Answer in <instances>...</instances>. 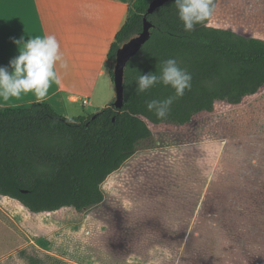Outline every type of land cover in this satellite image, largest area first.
Segmentation results:
<instances>
[{
	"label": "rangeland",
	"instance_id": "374dc122",
	"mask_svg": "<svg viewBox=\"0 0 264 264\" xmlns=\"http://www.w3.org/2000/svg\"><path fill=\"white\" fill-rule=\"evenodd\" d=\"M209 25L264 37V0H216ZM242 102L150 123L86 210L0 195V264H264V87Z\"/></svg>",
	"mask_w": 264,
	"mask_h": 264
},
{
	"label": "trees",
	"instance_id": "16d2710c",
	"mask_svg": "<svg viewBox=\"0 0 264 264\" xmlns=\"http://www.w3.org/2000/svg\"><path fill=\"white\" fill-rule=\"evenodd\" d=\"M154 0H135L109 52L111 77L119 50L144 32L148 38L124 70V105L114 101L74 120L48 102L30 108L0 106V195L18 200L31 212L77 211L105 201L103 183L153 136L149 124H189L217 101L240 104L264 87V40L209 25L211 16L185 32L175 0L148 13ZM216 0H213L215 5ZM174 58L191 74V88L174 98L166 118L147 108L150 100L175 97L162 83L137 93V78L159 75L163 61Z\"/></svg>",
	"mask_w": 264,
	"mask_h": 264
},
{
	"label": "crops",
	"instance_id": "0c3cea01",
	"mask_svg": "<svg viewBox=\"0 0 264 264\" xmlns=\"http://www.w3.org/2000/svg\"><path fill=\"white\" fill-rule=\"evenodd\" d=\"M134 1L0 0V66H8L18 55L15 40L45 34L57 38L67 62L66 69L57 64L59 83H53L42 100L37 101L29 93L8 100L0 98V106L28 109L46 101L71 120L88 117L109 106L116 98L109 52ZM243 35L264 40L257 35ZM229 105L242 107L243 102ZM11 217L18 224L19 220Z\"/></svg>",
	"mask_w": 264,
	"mask_h": 264
},
{
	"label": "clouds",
	"instance_id": "9594fccd",
	"mask_svg": "<svg viewBox=\"0 0 264 264\" xmlns=\"http://www.w3.org/2000/svg\"><path fill=\"white\" fill-rule=\"evenodd\" d=\"M175 5L185 32L193 31L214 11L213 0H175ZM14 43L18 46V55L8 66H0V98L8 100L31 93L40 101L53 83H59L57 64L67 68L60 44L54 35L47 34L27 40L21 38ZM162 63L159 75L149 72L140 75L136 81L137 93L146 92L159 83L175 90V97L147 102V108L154 110L160 119L166 118L174 98L182 97L185 90H190L192 80L191 74L182 69L176 59L169 58Z\"/></svg>",
	"mask_w": 264,
	"mask_h": 264
},
{
	"label": "water",
	"instance_id": "95a60500",
	"mask_svg": "<svg viewBox=\"0 0 264 264\" xmlns=\"http://www.w3.org/2000/svg\"><path fill=\"white\" fill-rule=\"evenodd\" d=\"M168 0H154L148 10V13L154 12L159 6ZM148 38V30L145 23L144 32L130 39L121 47L118 54L117 63L114 67V83L116 88V98L114 106L122 108L124 105V70L128 60L135 55L143 46Z\"/></svg>",
	"mask_w": 264,
	"mask_h": 264
}]
</instances>
